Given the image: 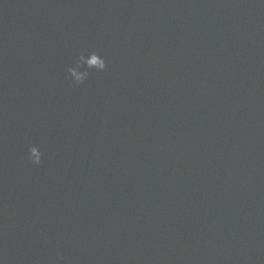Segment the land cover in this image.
<instances>
[{
    "label": "water",
    "instance_id": "water-1",
    "mask_svg": "<svg viewBox=\"0 0 264 264\" xmlns=\"http://www.w3.org/2000/svg\"><path fill=\"white\" fill-rule=\"evenodd\" d=\"M0 264H264V3L0 0Z\"/></svg>",
    "mask_w": 264,
    "mask_h": 264
},
{
    "label": "clouds",
    "instance_id": "clouds-1",
    "mask_svg": "<svg viewBox=\"0 0 264 264\" xmlns=\"http://www.w3.org/2000/svg\"><path fill=\"white\" fill-rule=\"evenodd\" d=\"M264 3V0H261ZM87 57V58H86ZM87 64L89 70L96 72H104L108 65L106 59L97 51H88L86 54L81 53L75 58L74 66L67 69L66 79L76 85H83L88 79L90 72L88 70H81V66ZM42 152L38 146H31L28 149V160L34 166H39L42 163Z\"/></svg>",
    "mask_w": 264,
    "mask_h": 264
}]
</instances>
